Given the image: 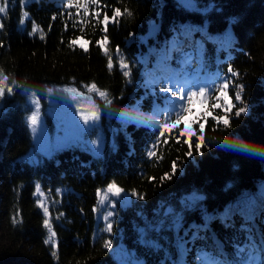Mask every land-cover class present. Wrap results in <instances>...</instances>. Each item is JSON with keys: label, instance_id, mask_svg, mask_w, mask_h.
Instances as JSON below:
<instances>
[{"label": "trees", "instance_id": "1", "mask_svg": "<svg viewBox=\"0 0 264 264\" xmlns=\"http://www.w3.org/2000/svg\"><path fill=\"white\" fill-rule=\"evenodd\" d=\"M101 2L107 7L100 9V19L103 11L111 16L115 7L132 13L107 26L108 48L114 61L111 70L104 50L96 44L104 35L103 26L89 18L83 32L81 25L73 27V22L80 19L75 7L65 9L55 0H32L26 7L17 2L6 16H0L4 24L0 29V68L23 86L0 99V264H170L165 254L178 257L176 231L167 223L144 238L139 231L162 219L169 206L185 217L180 236L194 231L193 225L203 224L205 214L212 217L208 229L199 233L200 239L191 241L188 237L189 264H198L197 249L214 251L215 242L231 258L236 245L243 246L246 240L247 233L242 231L246 224L238 212L225 222V209L253 198L256 210L252 222L257 238L264 232V211L260 208L264 190V0H195V8L184 7L180 0ZM94 7L89 5L90 12ZM24 11L29 19L21 26ZM69 12L73 13L71 18ZM80 12L82 16L83 10ZM33 23L41 31L30 35ZM157 23L159 32L147 36L149 26ZM185 28L192 29L189 35L184 34ZM229 32L231 41L222 40ZM81 36L91 42L87 52L69 46L72 39ZM174 40L178 41L175 49ZM198 45L203 46L202 54ZM117 47L130 66L129 77L119 67ZM164 53L167 67L184 68L187 79L192 84L198 82L197 87L208 82L210 73L229 75L234 84L245 85L244 103L235 101L236 89L230 88L235 104L228 113L230 126H225L222 119L219 123L212 119L225 117L222 109H216L205 123V143L199 152L195 150V137L192 156L185 155L189 145L173 137L159 146L158 158L150 159L146 153L156 138L151 127L135 119H117L116 113L121 111L130 117L142 114L149 119L154 106L165 108L166 94L160 89L168 86L167 81L158 82L154 89L145 85V73L156 69ZM187 53L191 62L184 65ZM229 65L238 76L231 77ZM156 74L161 75L159 69ZM92 82L106 90L112 101L109 105L100 100V105L102 122L108 108L114 111L115 116L109 119L118 124L114 142L108 139L100 155L66 147L51 155L37 152L39 157L31 159L34 144L27 121L34 110L29 102L31 93L45 104L48 89L74 86L88 90L85 86ZM244 104L248 110L235 116L236 108ZM194 127L198 132V126ZM173 161L177 162L176 173L161 182L160 178L171 172ZM112 181L126 193L135 190L144 199L132 196L130 205L110 202L113 230L107 232L108 221L97 190L106 189ZM37 183L46 194L45 203L57 233V257L52 255V246L45 243L48 232L43 226V209L34 195ZM56 189H62V194ZM194 193L201 199L184 209V198ZM13 216L20 222L14 224ZM146 239L157 241L160 249L149 247ZM106 240L112 241V248L103 246Z\"/></svg>", "mask_w": 264, "mask_h": 264}, {"label": "snow or ice", "instance_id": "2", "mask_svg": "<svg viewBox=\"0 0 264 264\" xmlns=\"http://www.w3.org/2000/svg\"><path fill=\"white\" fill-rule=\"evenodd\" d=\"M19 3L21 6H27L32 2V0H0V16H6L8 14L9 8L14 7L16 3ZM180 3L186 8H195V0H180ZM61 4L65 9H71L75 7L77 9L75 15L80 17V19L73 22V27L81 25L80 30L83 32V25H86L91 20H95L96 23L102 25L101 31L104 33L101 39L96 40V44L104 50V54L108 57V68L111 70L114 66L113 55L110 53L108 48V36H107V26L109 23L118 22L119 18H122L124 15H131V11L127 8L123 10L120 7H115L112 11V15L109 16L107 11H103V18L101 17V10L106 8V5H103L101 0H61ZM95 6L90 12L89 5ZM83 10V15L81 16L80 10ZM69 17L73 16V13H68ZM90 18V19H89ZM29 19V13L24 11L22 17L19 21V24L23 26L25 21ZM55 19V16L53 17ZM4 24L0 22V29H3ZM67 28V23L65 24ZM154 30V29H153ZM37 31H41L39 26L33 23L32 32L34 34ZM185 35H189L192 29L185 28ZM42 38L43 33L41 32ZM222 40L230 42L231 33H226ZM91 42L85 40L83 36L72 39L69 42L70 47L79 46L85 52L88 51V45ZM178 41L174 40L172 42L173 49H175ZM222 46H225L222 43ZM198 51L202 54L203 46L198 45ZM115 55L118 57L119 67L123 71L125 77L130 76V66L125 62V58L121 53L119 47L116 49ZM168 59L167 53L162 55V59L157 64V69L160 70L161 75H157L156 71L146 72L145 76V85L147 87L155 88L158 82L167 81L168 86L160 89V92L165 93V108L161 109L158 105L154 106V115L145 119L143 115H138L136 117H130L127 114H121V119L128 121L135 119L138 124L145 123L148 124L153 133L156 134L155 141L151 145L150 149L147 151V156L151 158H158V148L161 144H168L169 140L175 137L177 142H180L183 139L184 143L189 145V150L185 153L186 156L193 155L192 139L195 137V150L199 152L202 145L205 143L203 132L205 129V123L209 116L212 115V112L216 109H222L225 112V117H216L212 116V119L216 120L217 123L223 120L225 126H230V120L228 119V113L235 107L234 102L231 100L229 95V89L235 88L236 91L235 101H239L243 104L242 92L245 85H236L229 75L221 76L219 73H210L208 76V82L203 83L199 87L195 84H192L187 79V73L184 68L180 69H171L167 67L166 61ZM200 62L203 63V56L200 55ZM191 62V54H185V58L182 61L184 65H188ZM228 73L231 74V77L238 76L239 73L235 71L231 65L228 67ZM89 92L96 93L100 98H102L106 104H111L112 101L108 99V92L106 90H101L98 88L95 82H92L89 85L85 86ZM15 88H23L14 77H10L5 73L3 68H0V99L5 97V93L12 95ZM26 92L27 89H24ZM49 93L53 89H48ZM64 91L74 92V89H65ZM32 96H35L36 93L32 92ZM199 100L202 105L201 111L194 113L193 103L194 100ZM214 101V102H213ZM248 105L244 104L242 107L236 108L235 116H240L242 113H245L248 110ZM163 116L162 120H157V116ZM100 117L99 106L92 102V110L84 111L80 110V118L83 120V126H78L81 132H88L91 128L95 127L94 121L98 120ZM190 117H193L190 119ZM29 126L31 127L33 133L37 132L38 126L42 124V121L39 116V103L34 101V110L31 115L27 117ZM183 125V127H181ZM87 126V127H84ZM194 126H198V132ZM178 132V135L176 133ZM78 142L89 148L96 155H100L102 148L104 146L103 137H99L97 140H85L82 136L78 137ZM59 138L57 139L56 146L61 145ZM113 150L115 151L117 145L113 144ZM177 171V162L173 161L171 172L165 173L164 176L160 178L161 182L166 179H171ZM152 179V178H150ZM62 189H56L57 194H62ZM97 194L100 197L99 203L104 204L106 201L112 203L119 202L123 205H130L132 203L130 197L135 196L139 200H143L144 196L139 194L137 191L133 190L130 193H126L125 189L120 187L115 181L110 182L106 189H98ZM123 194V195H122ZM37 196L39 207L43 209L44 220L43 226L47 229L48 236L45 240L46 244H50L53 248L52 255L54 257L58 256L56 236L57 233L53 228L51 214L49 207L45 203L46 194L42 191V187L39 183L36 184V191L34 193ZM119 198V200H115ZM201 197L197 194H193L189 197H185L182 204L184 209L192 208L196 201L200 200ZM261 205L260 208L264 211V190L261 193ZM256 210V201L253 198H247L236 206H230L225 209L222 218L225 222L229 221L234 214L237 212L245 218L246 226L242 228V231L247 233L246 240L243 243V246H240L238 243L235 247V254L231 258L225 254L223 251V246L219 242L214 243V251H206L205 248H200L196 250V261L198 264H264V232L261 233L259 238H257L255 233V227L253 224V217ZM62 215V214H61ZM142 215V213H140ZM114 216V211H109L105 214L104 219L108 221L106 223L105 231L112 232L113 224L111 219ZM59 219V217H57ZM212 219L211 216L205 214L204 222L200 225H193L192 228L194 231H185L184 236H180L179 232L184 227L185 217L182 211H177L173 207L169 206L166 211L163 212V218L155 221L154 223H149L145 228L140 229V235L144 238L149 231L159 232L164 228L165 224H168L170 229L176 231V241L175 247L178 250V257L173 258L168 253L165 254L166 261L170 264H189V261L186 259L191 249L187 247V244L190 242L188 237L191 236V241H196L200 239L199 233L201 231H206L208 229V222ZM13 223L16 224L20 222L17 219V216H13ZM145 244L154 249H160L161 245L155 240H144ZM105 248H112L113 244L111 240L104 241ZM123 251V249H121ZM136 264H145L143 261H137ZM163 264V262H162Z\"/></svg>", "mask_w": 264, "mask_h": 264}, {"label": "rangeland", "instance_id": "3", "mask_svg": "<svg viewBox=\"0 0 264 264\" xmlns=\"http://www.w3.org/2000/svg\"><path fill=\"white\" fill-rule=\"evenodd\" d=\"M57 1L61 2V0ZM157 64L158 62L156 63V69ZM52 89L53 91L51 93L48 91L49 95L46 98L45 104H43L40 97L37 95H31V101H29L33 103V109L34 101H38L39 116L42 121V124L38 126L36 133H33L31 127L29 126L33 135L34 144V149L30 154L31 159L39 157L37 152H40L43 155H51L66 147H78L95 154L89 148L78 142L79 136H82L85 140H97L99 137H103L104 144L108 139H110L111 142H114L115 131L118 124L114 121L105 119H103V122L101 121L103 110L100 105V100H103L102 98L94 92H89L87 90L85 93L74 86H57ZM65 89H74L75 91H64ZM92 102L99 106L100 117L98 120L94 121V128H91L88 132H81L78 127L83 126V120L80 118V110L83 109L86 112L92 110ZM196 104L195 108L197 109L195 113L199 109H202V105L198 99L196 100ZM107 112L110 117L115 116L112 108H108ZM121 114V111H117L116 118L122 120ZM48 119H50L51 122H48ZM58 138L62 143L57 147L56 144ZM109 203L110 201H106L102 205L108 206Z\"/></svg>", "mask_w": 264, "mask_h": 264}, {"label": "water", "instance_id": "4", "mask_svg": "<svg viewBox=\"0 0 264 264\" xmlns=\"http://www.w3.org/2000/svg\"><path fill=\"white\" fill-rule=\"evenodd\" d=\"M153 25H154V27H153ZM155 27H156V24H152V25L149 26L147 36H151V35L155 34V32H156V28Z\"/></svg>", "mask_w": 264, "mask_h": 264}, {"label": "bare ground", "instance_id": "5", "mask_svg": "<svg viewBox=\"0 0 264 264\" xmlns=\"http://www.w3.org/2000/svg\"><path fill=\"white\" fill-rule=\"evenodd\" d=\"M55 1H56V3L61 4V2H58L57 0H55ZM158 24L159 23H157V25H156V32H155V34H157L159 32V25ZM157 29H158V31H157Z\"/></svg>", "mask_w": 264, "mask_h": 264}]
</instances>
